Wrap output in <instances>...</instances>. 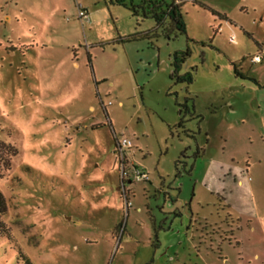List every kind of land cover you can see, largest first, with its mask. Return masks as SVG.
I'll return each instance as SVG.
<instances>
[{"label": "rangeland", "instance_id": "obj_1", "mask_svg": "<svg viewBox=\"0 0 264 264\" xmlns=\"http://www.w3.org/2000/svg\"><path fill=\"white\" fill-rule=\"evenodd\" d=\"M144 1L0 0V141L17 149L0 264H264V0H185L187 35L168 38L133 16ZM187 49L189 87L170 79Z\"/></svg>", "mask_w": 264, "mask_h": 264}, {"label": "trees", "instance_id": "obj_2", "mask_svg": "<svg viewBox=\"0 0 264 264\" xmlns=\"http://www.w3.org/2000/svg\"><path fill=\"white\" fill-rule=\"evenodd\" d=\"M127 0H109L110 5H126ZM193 2L198 3L197 1L193 0ZM185 4V0H150V1H144L140 6L138 7H131V10L133 11V16L137 17L140 14V11L142 12L143 16L145 18H152L156 23V29H155V36H163L165 38L176 36V33L187 35V26L185 23L184 13H183V5ZM203 7L208 8L207 6L201 4ZM211 12L218 16L220 19L228 20L226 15H221L217 11H214L210 8ZM161 31V34H158V31ZM260 51L262 48L259 44H257ZM191 56V52L189 49H187L185 52H181L175 55L174 57V63L172 65L173 72L170 75V79L175 82V85H186L190 86L194 82V75L192 72H186L184 74H181L182 66L186 63L188 58ZM262 59L264 56H257ZM234 73L236 77L241 79L248 80L249 78L244 76L239 71V66L235 64L233 66ZM251 81L258 84L255 80L250 79ZM193 103L192 106L190 103ZM177 106L180 109L179 115L181 117L180 122L178 124V129H183L185 125V116L190 115L192 116V119H197V132L192 134L190 137L194 140V142L197 144V151L195 154V160H198L201 156H203V150L198 147L197 143V135L200 134L201 128L200 124L203 121V116H196V109H195V100L190 97L184 98V103L179 104L177 103ZM17 149L12 145H7L4 142L0 141V161L4 163V165L9 168H11V162L6 158L5 156L8 154L16 155ZM193 169V167H192ZM0 175L1 170H0ZM8 213V204L6 201V198L3 194V192L0 190V239H6L8 241H11L10 231L9 228L6 226L2 218ZM159 244V240H157V245ZM18 257L20 260H22L23 264H32L30 259L22 254V252L18 251Z\"/></svg>", "mask_w": 264, "mask_h": 264}, {"label": "built area", "instance_id": "obj_3", "mask_svg": "<svg viewBox=\"0 0 264 264\" xmlns=\"http://www.w3.org/2000/svg\"><path fill=\"white\" fill-rule=\"evenodd\" d=\"M79 11H80V17H81V19L87 17L88 14H87V12L84 10V8L82 6H79ZM260 60H261L260 57H256L254 59V62H259ZM128 143L129 142H128L127 139H123L121 142L118 143V149H119V153L120 154H123L124 153L123 149L128 146ZM137 178L140 181L147 180L148 179V175L145 174V173H142L141 171L138 170L137 171Z\"/></svg>", "mask_w": 264, "mask_h": 264}, {"label": "crops", "instance_id": "obj_4", "mask_svg": "<svg viewBox=\"0 0 264 264\" xmlns=\"http://www.w3.org/2000/svg\"><path fill=\"white\" fill-rule=\"evenodd\" d=\"M80 6H82V5H80ZM83 7V6H82ZM264 52V51H263ZM184 73H186V71H184L183 69H182V71H181V74H184ZM181 86H183V85H181ZM184 86H186V85H184ZM189 87V86H188ZM187 87V89H186V93H185V95L184 96H186V97H190V98H194V97H192V95L189 93V88ZM195 109H196V116H203V115H201L200 114V112H199V110H198V108H197V101L195 100ZM203 123H204V116H203V121L201 122V124H200V128H201V131H200V134L199 135H197V142H198V138H201L202 137V135H203ZM206 137H207V135H206ZM200 149H202L200 146H198ZM203 150V156L205 155V151H204V149H202ZM159 245V244H158ZM157 245V246H158Z\"/></svg>", "mask_w": 264, "mask_h": 264}]
</instances>
